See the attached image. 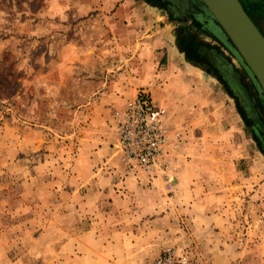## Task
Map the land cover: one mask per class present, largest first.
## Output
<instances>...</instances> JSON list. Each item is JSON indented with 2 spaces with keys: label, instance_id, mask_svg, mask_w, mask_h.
<instances>
[{
  "label": "rangeland",
  "instance_id": "obj_1",
  "mask_svg": "<svg viewBox=\"0 0 264 264\" xmlns=\"http://www.w3.org/2000/svg\"><path fill=\"white\" fill-rule=\"evenodd\" d=\"M131 1L137 10L115 15L119 0H0V264L23 249L35 259L75 219L86 227L75 212L100 187L89 181L107 175L116 194L129 177L165 182L175 225L149 264L168 250L196 264H264L263 91L212 32L189 25L186 57L152 46L172 18L160 0ZM239 1L264 35V0ZM142 90L166 113L168 166L157 173L118 152L115 116ZM179 144L191 167L172 154ZM190 177L208 201L176 185Z\"/></svg>",
  "mask_w": 264,
  "mask_h": 264
},
{
  "label": "crops",
  "instance_id": "obj_2",
  "mask_svg": "<svg viewBox=\"0 0 264 264\" xmlns=\"http://www.w3.org/2000/svg\"><path fill=\"white\" fill-rule=\"evenodd\" d=\"M160 1L172 19L160 23L158 29L159 23L156 24L155 32L161 33L163 38L158 39V42L152 46L158 44L165 46L168 50L171 45H174V47L179 48L180 54L186 57L185 42L190 39L189 25H193L197 32H212L240 62L239 56L233 51L234 49L230 48L223 32L210 17L201 1ZM119 2L115 15L119 14L125 6H131L132 12L138 8L135 1L133 3L131 0H119ZM148 3H151L149 4L151 7L154 6L152 1L146 0L147 5ZM160 17L167 18L166 14H162ZM113 23L118 25L122 24L123 21L118 19ZM199 40L194 39L198 44H203ZM221 59H223L222 56ZM161 105L165 104L162 103ZM169 125L172 129L175 128V125L177 126L175 120L171 118ZM185 138L188 139V137ZM184 144L186 146L193 145L186 142ZM179 145L174 147L176 150H172V154L176 157L178 153L177 159L183 161V167H191L193 165L192 161L187 162V148H184V145ZM175 157L173 158L175 159ZM163 182L158 178L152 182L151 186H148L144 181H137L133 177H129L123 186L124 193L119 192V194H116L112 191V187L122 185L110 175L103 176L102 179L98 178L93 182L89 181L91 186L100 187L96 189L95 195L86 194L84 209L75 212L77 213L75 218L79 217L80 220L85 217L89 218L87 226L82 229L79 228L77 224L79 220L75 219L72 226L74 231L67 238H61L62 240L58 243H39V253L36 254L33 260L24 253L23 249L21 253L11 256L7 264H149L165 246L168 235L175 225L173 213L171 209H167V198L160 192L161 190L166 191L165 182ZM192 182L193 179L190 177L185 182L184 179H180V182L176 185L188 187L189 202L197 204L208 201L206 195L204 197L201 194L193 196ZM198 185L200 184L195 182L194 186ZM106 196L113 198L112 206L101 205ZM82 214L84 215L82 216ZM189 216L192 217V213ZM209 217L215 218L214 215ZM206 229H210V227H206ZM57 230L59 232V228ZM5 251H8V248L0 251V255Z\"/></svg>",
  "mask_w": 264,
  "mask_h": 264
},
{
  "label": "built area",
  "instance_id": "obj_3",
  "mask_svg": "<svg viewBox=\"0 0 264 264\" xmlns=\"http://www.w3.org/2000/svg\"><path fill=\"white\" fill-rule=\"evenodd\" d=\"M166 113L142 90L115 116L118 152L125 163L147 173L163 171L168 166L164 157L168 142ZM154 264H196L174 251L163 253Z\"/></svg>",
  "mask_w": 264,
  "mask_h": 264
},
{
  "label": "water",
  "instance_id": "obj_4",
  "mask_svg": "<svg viewBox=\"0 0 264 264\" xmlns=\"http://www.w3.org/2000/svg\"><path fill=\"white\" fill-rule=\"evenodd\" d=\"M264 93V35L239 0H199Z\"/></svg>",
  "mask_w": 264,
  "mask_h": 264
}]
</instances>
